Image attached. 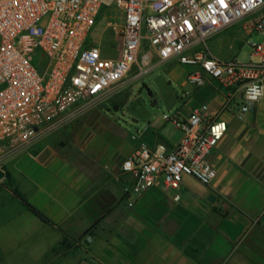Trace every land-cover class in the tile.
Masks as SVG:
<instances>
[{"label":"crops","instance_id":"obj_1","mask_svg":"<svg viewBox=\"0 0 264 264\" xmlns=\"http://www.w3.org/2000/svg\"><path fill=\"white\" fill-rule=\"evenodd\" d=\"M246 36L242 22H234L212 34L208 48L231 59L224 49L234 52ZM161 64L168 71V107L179 117L202 102L211 114L219 112L225 95L215 81L181 97L172 81L184 91L193 67L153 58L143 72ZM142 73L73 105L52 127L43 123L0 164L5 180L53 222H42L17 199V211L0 204V264H264V96L242 119L235 106L220 114L227 130L209 156L217 170L210 184L183 175L177 188L148 189L129 206L131 176L122 160L142 141L173 144L165 123L134 133L108 115L109 106L116 110L128 100Z\"/></svg>","mask_w":264,"mask_h":264},{"label":"built area","instance_id":"obj_2","mask_svg":"<svg viewBox=\"0 0 264 264\" xmlns=\"http://www.w3.org/2000/svg\"><path fill=\"white\" fill-rule=\"evenodd\" d=\"M107 4L122 16L116 56L104 55L91 40ZM240 21L249 56L258 60L214 56L209 37ZM36 53L45 58L43 69L33 63ZM153 58L193 67L181 97L210 80L227 90L216 114L206 102L185 117L175 109L163 113L181 137L174 144L142 141L122 160L131 176L127 204L151 188H177L183 175L210 184L217 170L209 156L227 130L220 114L235 106L242 119L264 96V0H0V164L32 141L43 123L52 127L70 107L107 92L133 67L142 73Z\"/></svg>","mask_w":264,"mask_h":264},{"label":"rangeland","instance_id":"obj_3","mask_svg":"<svg viewBox=\"0 0 264 264\" xmlns=\"http://www.w3.org/2000/svg\"><path fill=\"white\" fill-rule=\"evenodd\" d=\"M121 22L122 16L114 5L107 4L99 10L91 32V40L100 44L104 55L116 56L118 54L120 47L118 30ZM250 40L258 41L259 37L253 36ZM229 50L230 52L228 53ZM229 50L227 48L224 49L227 55L229 54L232 57L235 55L234 57L239 61L258 60L257 56L250 58L251 48L246 40L236 46L234 52L232 49ZM44 60L45 58L40 53H36L33 63L43 69ZM136 70V67H133L125 78L135 74ZM172 82V86L176 89L178 96L181 95V88L174 81ZM131 89L128 100L122 106L116 110L109 106L110 112H108V115L122 125L129 127L134 133L141 132L146 127H158L165 123L164 135L167 139L169 138L171 143H177L181 137L180 129L173 127L171 121H165L162 118L163 113L172 114L174 110L168 107V99L171 94L168 91V71L165 70V67L161 64L143 72L132 83ZM168 128L171 129L169 130ZM4 174L0 178L2 187L5 186L4 184H8L9 181V179L5 180ZM14 199L13 196H10L8 190L4 188L0 190V204L5 205L6 209L19 210L20 205Z\"/></svg>","mask_w":264,"mask_h":264},{"label":"trees","instance_id":"obj_4","mask_svg":"<svg viewBox=\"0 0 264 264\" xmlns=\"http://www.w3.org/2000/svg\"><path fill=\"white\" fill-rule=\"evenodd\" d=\"M5 176V174H4ZM2 184H0V190H2V188L8 190L11 195L18 200V202L25 208L27 209L31 214H33L34 216H36L38 219H40L42 222L46 223V224H50L53 225V222L44 214L42 213L38 208H36L35 206H33L32 204H30L27 199L24 197L23 194H21L19 192V190L12 186L11 180L8 181V184H4L5 186H1ZM68 245H70L69 240L67 237H64L61 242H60V247L66 248Z\"/></svg>","mask_w":264,"mask_h":264},{"label":"water","instance_id":"obj_5","mask_svg":"<svg viewBox=\"0 0 264 264\" xmlns=\"http://www.w3.org/2000/svg\"><path fill=\"white\" fill-rule=\"evenodd\" d=\"M217 88H218V89H221L223 92H225V91L227 90V88H226L225 86H223V84H221V83H219V84L217 85ZM2 176H3V171L0 169V178H1ZM212 197H214L213 194H211V196L209 197V199L211 200ZM91 241H92V238H91L90 235H86V236L83 238V242H84L86 245L90 244Z\"/></svg>","mask_w":264,"mask_h":264}]
</instances>
